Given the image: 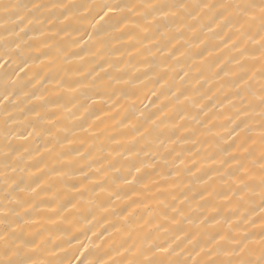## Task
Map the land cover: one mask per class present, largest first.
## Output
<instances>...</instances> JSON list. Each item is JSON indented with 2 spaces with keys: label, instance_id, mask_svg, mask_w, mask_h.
<instances>
[{
  "label": "bare ground",
  "instance_id": "1",
  "mask_svg": "<svg viewBox=\"0 0 264 264\" xmlns=\"http://www.w3.org/2000/svg\"><path fill=\"white\" fill-rule=\"evenodd\" d=\"M2 2L21 5L18 9L21 16L28 17L30 14L32 0ZM64 2L78 3L80 0ZM188 2L199 3L200 0ZM0 15H3L2 10ZM36 15L46 20L50 13ZM56 15L59 16V11ZM188 23L196 25L197 31L185 30L178 41H170L171 37L177 36L175 31L161 36L162 26L153 25L151 18L148 22L141 20V27L145 29L140 34L142 43L134 42L128 36L117 39L120 34L112 31L110 25L102 27L103 21L96 24L91 17L73 22L68 27L71 35L61 31L65 25L59 20L49 25L43 36L40 31L45 29L44 25L35 21L27 24L26 20L15 16L8 25L10 31L0 28V43L5 39L27 41L22 45L23 58L40 57L34 63L29 60L31 68L28 74L20 73L16 86H10L9 90L16 97L7 105L10 115L0 106V170L4 169L3 134L6 130L23 134L31 131L32 126L38 131L52 129L51 136L44 131L26 140L18 139L15 134L9 137L12 149L20 153L12 161L16 171L8 170L9 176L14 177L24 189L19 193L24 200L39 205L36 211L28 212L25 217L27 223L20 220L19 227L14 225V228L22 240L34 238L39 243L41 239L47 241L51 238L52 245H46L41 258L56 259L58 256L72 259V253L80 247L77 239L107 260L108 264H112V259L131 258L121 245L125 241L131 242L129 232L132 239L137 238L140 231L137 225L142 223L144 214V209L132 205V201L145 199L153 208L158 204L154 198H149L150 194L140 183L125 185L122 179L125 176L129 179L133 175L143 176V183L160 199L190 209L192 220L196 223L206 216L215 215L217 207L222 214L228 215L238 208L240 212L254 208L253 218L258 219V196L247 207L239 206L235 201L228 207V201L221 194L231 186L226 179L229 169L220 163L227 159V154L221 149L231 144L228 136L231 125L227 118L234 112L225 98L232 95L233 89L229 85L235 79L228 71L235 67L234 63H224L230 56L236 55L224 45L231 33L226 28L210 33L207 28L201 30L194 20ZM202 23H208V19L205 18ZM21 27H25L26 32H20ZM89 34L91 40L88 39ZM45 42L51 48H46ZM9 67L15 69L17 65ZM216 71L220 72L219 76H214ZM185 72L188 75L181 81L180 77ZM65 84H73L77 90L69 92L62 86ZM177 87L186 91L191 99L185 100L180 96L177 100L172 95ZM3 91V70H0V95ZM153 92L156 94L153 95ZM199 104L204 107H198ZM37 112L41 116H37ZM42 117L55 119L58 128H52L51 123ZM153 120L155 124L151 123ZM252 123L257 129L253 135H257L258 120ZM48 148L52 149L51 153ZM63 154L67 155V159L60 158ZM69 159L71 167L68 166ZM141 161L145 167L141 173H135L134 167ZM53 169L68 171L70 175L59 177ZM129 169H132L131 175ZM81 172L87 175L82 176ZM88 178H91V183ZM81 181L89 189L84 192L81 188L83 195L77 191ZM101 182L107 191L98 186L93 190V185ZM154 182L161 186L158 190ZM32 188H36L38 196L31 191ZM114 191L119 192L120 199L111 196ZM169 193L179 199L173 201ZM3 197V177L0 175V203H4ZM181 200H184L183 204ZM68 201L76 206L68 204L66 211L54 216L52 208ZM129 205L132 207L129 208ZM29 207L25 205L26 209ZM21 215H24L23 209ZM125 215L129 216L130 225L123 219ZM196 223L185 222L181 227L190 232L196 231ZM171 227L175 228L174 225ZM149 230L153 238L171 240L173 236V232L165 235L153 226L144 229L145 232ZM54 244H63L65 250L56 249L57 255H51ZM191 247L189 245L185 252L178 249L179 255L172 259H200L195 252L192 256L187 255ZM118 250L121 255H117Z\"/></svg>",
  "mask_w": 264,
  "mask_h": 264
},
{
  "label": "snow or ice",
  "instance_id": "2",
  "mask_svg": "<svg viewBox=\"0 0 264 264\" xmlns=\"http://www.w3.org/2000/svg\"><path fill=\"white\" fill-rule=\"evenodd\" d=\"M20 7L19 4L3 3L0 0V10L3 12V15H0V28L3 31H10L8 25L15 16L20 20H26L27 24H32L35 21L44 25L45 29L40 31L41 36L45 35L49 30L48 26L54 25L57 20L65 25L61 31L66 35H71L68 32V27L77 20H87L89 17L96 24L103 21L102 27L110 25L112 31L120 34L117 39L128 36L137 43H142L140 34L145 31L141 27L140 21L148 22L149 18L153 25L162 26L161 36L172 31L177 33V36L171 37L170 41H178L185 30L197 31L196 25L188 23L189 20L196 21L201 30L207 28L210 33H215L216 29L224 28L231 33L224 41V45L229 48L230 52L234 51L236 55L230 56L229 60L224 63L226 65L234 63L235 67L229 68L228 71L233 73L235 79L229 85L233 89L232 95H226L225 98L234 112L227 118L228 124L231 125L228 128L231 144L228 148L221 149L227 154V159L220 161L222 166H227L229 169L226 179L231 182V186L227 192L221 194L228 201V207L233 201L239 206L247 207L258 196L260 200L258 219L253 218L254 208L246 212H240L238 208L228 215L222 214L221 209L217 207L215 215L206 216L196 223L192 220L190 209L179 207L167 199H160L152 189L148 188L146 183H143V176L133 175L132 179L125 176L122 178L125 185L140 183L150 194L149 198H154L157 201L158 207H151L145 199L132 201V205L144 209V214L141 217L142 223L137 225L140 231L137 233L136 239H132V233L129 232L131 242L125 241L121 245L131 258L125 257L120 261L112 259V264H264V0H215V2L200 0L199 3H189L188 0H173V2L165 0V2L157 3H153L152 0L142 3H132L130 0H123V2L122 0H112V2L101 3H91L90 0H80L78 3H65L64 0H47V2L32 0L28 17L21 16L18 11ZM23 7L28 8L29 6L24 5ZM57 11H59V16L56 15ZM44 12L50 13L46 20L36 15H42ZM205 18L208 19V23H202ZM93 30L95 31L94 26ZM20 32H26V28L21 27ZM88 39H92L90 34ZM23 44H27V41L5 39L3 43H0V49H2L0 51V70H3L4 85L3 94L0 95V106L4 107L7 115H10L7 105L16 98L14 92L9 90L10 86L13 88L16 86V82L21 78L20 73L28 74L31 68L29 60L34 63L35 60L40 59L39 56L24 59ZM44 46L51 48L46 42ZM28 47L32 46L28 45ZM208 54L211 55V52L209 51ZM42 55L46 54L42 53ZM171 55L174 57V53ZM12 64H16L17 67L11 69L9 66ZM187 75L188 73L185 72L180 80L183 81ZM219 75V71L214 72V76ZM161 78L163 79V77ZM197 82H199V77ZM205 82H207V78H205ZM62 86L69 92L77 90L73 84ZM155 94L153 92V95ZM172 95L177 100L180 99V96H183L185 100L191 99L190 95L186 91H181L179 87L172 92ZM38 99H43V97H38ZM220 103L223 104V101ZM58 107L63 106L58 105ZM198 107L203 108L204 105L199 104ZM36 115L41 116V113L37 112ZM42 118L51 123L52 128H58L56 120L52 117ZM193 119L195 120L196 117L194 116ZM254 120H258L257 135H253L257 132L252 123ZM151 123L155 124L156 121L153 120ZM44 131L48 135H52L51 128L38 131L34 126L31 127V131H25L23 134L14 133L12 130H6L3 134L4 169L0 170V175L3 177L4 203H0V264H108L107 260L98 256L93 249L79 239H77V243L80 247L72 253V259L59 258L58 256L56 259H43L41 253L46 250V245H52L51 238L47 241L41 239L38 243L34 238L22 240L17 235L14 225L19 227L20 220L27 223L25 217L28 212L36 211L39 205L31 200H24L19 195L24 189L20 188L14 177L9 176L8 170L16 171L12 162L14 157L20 155L17 150L12 149L9 137L15 134L18 139L26 140L33 135H41ZM140 134L143 135V133ZM47 151L51 153L52 149L48 148ZM60 158L67 159V155L63 154ZM68 166L71 167L70 159ZM143 167L145 165L141 161L134 167L135 173H141ZM53 171L59 177L70 175L68 171L64 170L53 169ZM96 171L99 172L100 169H96ZM131 173L132 169H129V174L131 175ZM81 175L86 176L87 174L81 172ZM221 175L224 174L221 173ZM88 180L91 183V178ZM154 183L158 190L161 186L158 182ZM97 186L101 190L107 191L103 182L93 185V190ZM73 187L75 188L76 185ZM81 188L84 192L89 190L84 181L80 182L77 191L80 192ZM31 191L36 196L39 195L36 188H32ZM80 194L83 195V192ZM168 195L173 201L179 199L173 193ZM111 196L120 199L118 191L112 192ZM201 198L203 199V196ZM184 199L186 200L187 197ZM180 203L183 204L184 200H181ZM68 204H72V207L76 206L72 201H68L66 204L53 207V215L60 216L67 210ZM25 205H30V207L26 209ZM132 205H129V208ZM21 209L24 210V215H21ZM123 219L129 225L131 224L129 216L125 215ZM132 220H135V216L132 217ZM161 221H166V223ZM35 222L39 223V221ZM52 222L55 221L52 220ZM185 222L196 223V231L190 232L186 228H182L181 225ZM173 225L175 228L171 227ZM148 226L155 227L157 232H163L165 235L170 231L173 232L172 239L153 238L150 230L144 231ZM40 235L43 234L40 233ZM68 244L71 246L70 240ZM189 245L192 247L188 249L187 255L192 256L195 252V255L200 259H172L179 255L178 249L180 252H185ZM56 249L65 250L63 244H54L51 255H57ZM117 255H121L119 250Z\"/></svg>",
  "mask_w": 264,
  "mask_h": 264
}]
</instances>
